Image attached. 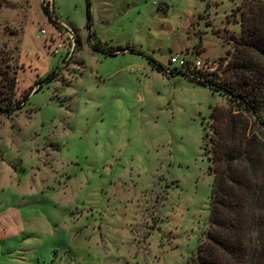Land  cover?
<instances>
[{
	"label": "rangeland",
	"instance_id": "rangeland-1",
	"mask_svg": "<svg viewBox=\"0 0 264 264\" xmlns=\"http://www.w3.org/2000/svg\"><path fill=\"white\" fill-rule=\"evenodd\" d=\"M242 2L2 0L0 264H187L229 101L169 57L222 75Z\"/></svg>",
	"mask_w": 264,
	"mask_h": 264
},
{
	"label": "trees",
	"instance_id": "trees-1",
	"mask_svg": "<svg viewBox=\"0 0 264 264\" xmlns=\"http://www.w3.org/2000/svg\"><path fill=\"white\" fill-rule=\"evenodd\" d=\"M239 11L241 34L228 38L222 75L174 68L229 101L210 106L208 225L187 264H264V0H243ZM89 12L88 3V28ZM3 75L12 90L16 79ZM0 108L10 110L1 99Z\"/></svg>",
	"mask_w": 264,
	"mask_h": 264
},
{
	"label": "built area",
	"instance_id": "built-area-1",
	"mask_svg": "<svg viewBox=\"0 0 264 264\" xmlns=\"http://www.w3.org/2000/svg\"><path fill=\"white\" fill-rule=\"evenodd\" d=\"M169 62L177 69L188 70L189 69H200L202 68L199 60L193 61L188 59L186 56L174 54L169 57Z\"/></svg>",
	"mask_w": 264,
	"mask_h": 264
}]
</instances>
